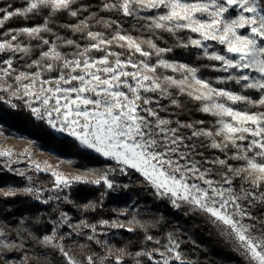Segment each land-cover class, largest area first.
<instances>
[{"label":"snow or ice","instance_id":"obj_1","mask_svg":"<svg viewBox=\"0 0 264 264\" xmlns=\"http://www.w3.org/2000/svg\"><path fill=\"white\" fill-rule=\"evenodd\" d=\"M25 4L22 8H13L11 3L0 6V27L13 17L28 20L43 16L42 24L0 34L10 36L0 39V54H11L0 61V92L9 93L7 100L0 95V101L15 109L17 105L11 103V98L16 97L37 121H43L56 133H66L82 149L114 162V166L103 170L83 166V171L96 176L92 180L66 176L53 169L52 188L34 187L29 176L27 186L9 187L4 196L19 193L49 204L61 199L63 189L83 184L103 186V198L121 187L109 178L111 175L117 171L129 175L132 170L173 210L204 217L240 257L239 264H264V0H100L98 4L85 0H25ZM93 8L115 13L117 18L100 16ZM62 14L76 23L58 24ZM126 23L130 28L124 27ZM97 24L105 31L93 30ZM56 28L79 34L85 43L61 35ZM242 29L246 31L242 33ZM164 33L175 43L159 46L157 41L168 43ZM21 36L29 42H39L35 45L40 49L38 58L32 59V46L24 45ZM211 41L223 48L210 52ZM177 48L196 55L198 60L218 63L197 67L165 58ZM17 56L32 71H18L13 61ZM201 68L227 75L206 78L198 74ZM167 70L179 75H167ZM228 82H235L243 91L214 86ZM173 88L197 102L198 111L215 118L211 127L194 126L205 124L203 120L176 121V126H171V120L159 115L168 111L160 104L161 99L180 106L170 91ZM157 93L159 99L149 95ZM185 128L191 129L190 135L180 131ZM193 137L210 138V147L224 153L227 159L217 156L209 160L197 151L198 140L193 141ZM12 155L11 150L0 151V157L9 161ZM25 155H29L27 150L20 154ZM49 167L29 165L37 173ZM8 170L11 171L10 164ZM17 172L24 177L23 172ZM45 191L53 195L44 199ZM63 200L72 202L67 196ZM84 207L94 211L96 204L89 202ZM59 215L62 223H67V214ZM99 223L125 228L123 222L115 220ZM133 223L143 227L135 216L128 221ZM81 224L91 229L88 240L100 244L96 225L84 221ZM59 226L41 242L58 250L65 264H78L62 245L54 243ZM126 231L135 229L127 227ZM149 241L160 247L149 251ZM166 241L161 243L146 233L144 249L127 254L135 264H198L180 250L182 241L175 233H167ZM105 261L111 264L112 258L103 257L100 264ZM86 264L96 262L88 256ZM114 264L124 262L116 256Z\"/></svg>","mask_w":264,"mask_h":264},{"label":"trees","instance_id":"obj_2","mask_svg":"<svg viewBox=\"0 0 264 264\" xmlns=\"http://www.w3.org/2000/svg\"><path fill=\"white\" fill-rule=\"evenodd\" d=\"M85 2L98 4L100 0H85ZM8 3H11L13 8L26 6L25 0H0V6H7ZM92 11L99 12L100 16L117 18L115 13L100 12L97 8H93ZM42 23L43 16L32 17L28 20L22 17H13L9 21H6L3 27H0V34L5 33L9 29H18L24 26L31 27ZM57 23L72 24L76 23V21L62 14L58 17ZM124 27L130 28V25L126 23ZM55 30L63 36L77 40L81 44L85 43V41L80 39L79 34L74 35L72 32L60 28H56ZM93 30L105 31L102 25L99 24L95 25ZM132 34L139 35L138 32H133ZM44 35L46 38L51 39L48 34ZM162 35L168 43L157 41L159 46L168 47L175 43V40L168 36L167 33ZM181 35L184 34L181 33ZM0 39H10V36H0ZM19 39L24 45H29L30 43L33 49L31 53L32 59L38 58L40 49L35 47V45L39 42L36 40L29 42L26 36H21ZM114 50L121 51L119 48H115ZM10 55L9 53L0 54V61L9 58ZM97 55H100V53ZM165 58L197 67L206 63H218L208 61L207 59L198 60L196 55L186 53L179 48L174 52L167 53ZM13 61L14 67L18 71H32V69L24 67V60L19 59V56L14 57ZM160 71L165 70L161 69ZM165 74L178 76L170 70H167ZM198 74L212 79L223 75V73H217L204 68H201ZM214 86L237 92L243 91L235 82L214 84ZM243 94L256 95L254 92H244ZM0 95L4 96L5 100L9 98V93L0 92ZM178 98L181 102L179 107L171 103H167L166 105L168 107L169 120L174 123L176 121L182 123H194L198 120L205 121L203 125L195 124L194 126L197 129L201 127L209 128L211 126L210 122L214 121L215 118L198 111L197 102L192 101L187 95H178ZM11 103L16 104L17 107L13 109L8 104L0 101L2 119H5L7 123H11L12 126L21 129L24 134L29 135L43 149L54 148L58 152L75 156L79 162L93 165L105 164V167L112 164L111 161H105L98 155L80 148L74 141L66 137L56 136L43 121H37L31 115L23 101L11 98ZM240 107H243V105H240ZM180 131L186 135L191 134V129L185 128ZM197 140V151L204 153L209 160L217 156L221 159H227L224 153L218 149L211 148L204 137H193V141ZM186 142L192 143V141ZM196 158L202 159L200 156ZM229 162L234 163L232 161ZM52 178L48 174H39L36 178V183L39 188H51L53 186ZM113 178L115 184L121 187L119 191L109 192L103 198L101 197V193L106 191L103 186L77 184L70 189H63L59 193L60 200H53L49 204H41L31 196L19 193L15 196L5 197L4 191L7 190L6 186L11 185L16 189H20L27 186L29 182L26 181V178H20L8 173L0 165V221L2 216L12 225L20 223L22 227L38 238L52 235L54 227L59 224L60 226L56 228L57 236L54 243L59 244L64 242L69 249L76 250L81 264H86L88 256H92L96 264H100L103 257H111V264H114L116 256H120L124 264H135V260L130 258L127 253L134 254L136 251L144 249V236L146 233L160 239L161 243H166V234L169 232L175 233L179 240L182 241L180 250L189 260L198 261V264H239L240 257L232 252L231 245L204 217L199 214H189L186 216L184 210H173L166 200L158 199L153 194V190L146 185L143 178L132 170H129V175L116 173ZM124 185H127V187H123ZM43 194V198H47V192ZM64 196L69 197L72 202H65L63 200ZM89 202L96 204L94 211L91 209L85 210L84 206ZM60 212L67 214L69 225L61 223ZM133 216L142 223L143 227L135 223L128 224V221H131ZM114 220L123 222L125 228L112 229L107 226H101L99 223L100 221L111 223ZM81 221L89 225H96V239L101 241L100 244L88 240V235H92L91 229L84 227ZM71 225L74 227L72 228ZM127 227H133L135 231L130 233L126 231ZM193 240L195 244L192 243ZM146 247L151 251L153 248L160 246L149 241ZM122 249L126 251L122 252ZM51 252L54 255L57 254V251L51 250ZM142 259L146 260L147 258L143 257ZM104 264H109V262L105 261Z\"/></svg>","mask_w":264,"mask_h":264},{"label":"rangeland","instance_id":"obj_3","mask_svg":"<svg viewBox=\"0 0 264 264\" xmlns=\"http://www.w3.org/2000/svg\"><path fill=\"white\" fill-rule=\"evenodd\" d=\"M245 31L246 30H243V29L241 30L242 33ZM208 43L212 45V47L209 48L210 52L213 50L223 48V46L216 44L214 41H211ZM97 54L99 53H96L95 55ZM169 60H172V59H169ZM175 74L179 75L178 73H175ZM238 74L239 73H237V75ZM226 75L227 73H223L222 76H226ZM170 91L173 92V98L178 100L179 99L178 95H180L178 90L173 88V89H170ZM149 95H153L154 99H159L158 93L149 94ZM12 98L17 99L16 97H12ZM167 103H170V99L160 100L161 105L166 106ZM152 106L155 107V104H153ZM159 115L161 117L169 119L168 111L160 112ZM2 116L3 115L0 114V151L11 150L13 155L10 161L7 158L0 157V165H2V167H4V169L8 173L18 176L20 178L21 176L18 174L17 170L25 174L24 177L22 178L31 176L33 178L32 185L34 187L36 186V188H39L38 184L36 183V178L39 174H48L51 176V171L53 169L58 170L59 172L63 173L66 176H81L85 179L92 180V179H96V176L91 175L89 172L83 171L82 170L83 166H87L89 168L101 169V170L106 168L104 166L105 164L93 165V164H89L86 162H79L75 156H69L66 153L58 152L54 148L43 149L29 135L24 134V132L21 129H18L12 126L11 123H7L5 119H2ZM171 126H176V125L173 122ZM48 129L52 133H54L56 136L62 137V138L66 137L74 141L79 146L78 142H76L74 138L68 137L66 133H56L51 128L48 127ZM204 138L206 139L208 145L210 146V142H211L210 138H207V137H204ZM25 150H27V153L29 155L20 156L21 153L25 152ZM87 151L91 152L90 150H87ZM93 154L97 155L95 153ZM33 163H38L42 167H44L45 164H47L50 167L48 168L46 172L37 173L34 170V168L33 169L29 168V165ZM111 163H112L111 165L114 166V162H111ZM9 164L11 165V171L8 170ZM116 173H119V172L118 171L115 172L109 178L111 180H114L113 177L114 175H116ZM215 178L218 179L219 177H215ZM52 180L54 182V178H52ZM26 181L28 180L26 179ZM236 183L238 186L240 181H237ZM9 187H12V186L11 185L6 186L7 189ZM45 192H47V197L49 195H53L52 192H49V191H45ZM43 197L44 196H42V198ZM62 224L69 225V221H67V223H62ZM71 227L73 228L74 226L71 225ZM43 237L38 238L35 235H33L30 231L28 232V230L22 227L20 223L12 225L9 222H7L5 218L1 216L0 264H6V261H7V264H65L64 258L58 250H56L57 254L54 255L51 252V250L53 249L50 246L45 245L44 243L41 242ZM5 244H7V247H5ZM59 244L62 245V247L68 253L69 256L73 257L78 262V264H81L79 262L80 260L78 259L76 250L72 248L69 249V247L64 242H61Z\"/></svg>","mask_w":264,"mask_h":264}]
</instances>
